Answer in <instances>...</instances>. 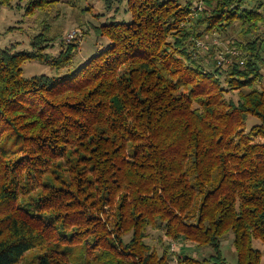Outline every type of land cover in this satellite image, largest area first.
Returning a JSON list of instances; mask_svg holds the SVG:
<instances>
[{"label": "trees", "instance_id": "16d2710c", "mask_svg": "<svg viewBox=\"0 0 264 264\" xmlns=\"http://www.w3.org/2000/svg\"><path fill=\"white\" fill-rule=\"evenodd\" d=\"M103 1L128 18L95 26L108 43L80 64L63 44L61 77H23L58 38L46 25L33 53L0 49V264H229V234L237 264H261L264 0H206L192 20L195 0ZM171 243L211 253L174 262Z\"/></svg>", "mask_w": 264, "mask_h": 264}, {"label": "rangeland", "instance_id": "374dc122", "mask_svg": "<svg viewBox=\"0 0 264 264\" xmlns=\"http://www.w3.org/2000/svg\"><path fill=\"white\" fill-rule=\"evenodd\" d=\"M55 3H47L44 10H36L34 13L29 12V4L31 0H13L10 6H0V49H14L17 52L33 53L35 50L32 41L34 37L40 33H45L43 26H48L49 31L46 32L47 38L58 35V38H53V45L45 50L37 51L42 56L39 59L27 60L22 66L23 77L32 78L35 76H49L57 77L65 75L68 72L60 70L57 72L50 65L52 58L57 57L60 54L61 47L65 43L77 44L78 54L76 63H81L91 56L94 51L106 45L108 41L96 34L94 27L99 26L101 23H105L108 18L115 16L118 20L127 19L120 10L119 13H115V7L112 11L105 9L103 0H54ZM90 7L91 12H85L83 14L82 9ZM229 38H238V30L228 31ZM223 35L214 36L216 40V47L220 48L218 51V60L226 61L224 51L231 50L227 46L228 40L222 38ZM211 49L212 43H204V48L199 49L200 55L205 59L207 58V48ZM238 52L231 54L235 56ZM46 58H49L48 60ZM262 64L261 73H263V81L261 86L264 87V51L262 52ZM206 61H208L206 59ZM234 99L236 96L234 95ZM258 123V121L251 117L248 121V129L251 125ZM153 236L151 243L155 248H160L161 242L168 244L169 240L160 232L150 231ZM129 238L126 237V240ZM233 236L228 235L222 242L223 253L229 262V264H237V256L232 246ZM259 242H257L258 245ZM174 245V251L171 250ZM260 247V246H259ZM177 243H171L170 251H172V259L176 260L179 253L187 252L193 257L202 259L203 256H208L211 251L203 248L197 249L194 245L187 244L180 249ZM35 254H40L38 250L32 251L27 255L30 259ZM261 264H264V257L261 260Z\"/></svg>", "mask_w": 264, "mask_h": 264}, {"label": "built area", "instance_id": "2783aa9c", "mask_svg": "<svg viewBox=\"0 0 264 264\" xmlns=\"http://www.w3.org/2000/svg\"><path fill=\"white\" fill-rule=\"evenodd\" d=\"M205 5H206V0H195L194 4L192 5V9H191V12L189 14V19H193L194 17H196L198 14L202 13L206 8H205ZM216 43V42H215ZM196 47L198 49H201V48H204V43L201 42V41H198L196 43ZM175 244V243H174ZM174 251V245L172 246V249ZM174 262L175 259H174Z\"/></svg>", "mask_w": 264, "mask_h": 264}]
</instances>
